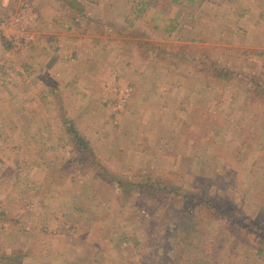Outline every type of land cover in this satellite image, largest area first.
I'll list each match as a JSON object with an SVG mask.
<instances>
[{
	"label": "rangeland",
	"instance_id": "1",
	"mask_svg": "<svg viewBox=\"0 0 264 264\" xmlns=\"http://www.w3.org/2000/svg\"><path fill=\"white\" fill-rule=\"evenodd\" d=\"M71 1L0 0V252H26L15 264H92L98 250L99 264H144L133 240L173 228L165 205L78 169L67 119L109 172L151 166L183 191L205 187L261 233L264 108L250 89L264 87V0H151L140 17L138 0H77L87 18L69 31ZM174 19L185 26L169 36ZM221 67L230 82L213 77ZM259 245L240 235L233 259L264 264Z\"/></svg>",
	"mask_w": 264,
	"mask_h": 264
},
{
	"label": "trees",
	"instance_id": "2",
	"mask_svg": "<svg viewBox=\"0 0 264 264\" xmlns=\"http://www.w3.org/2000/svg\"><path fill=\"white\" fill-rule=\"evenodd\" d=\"M76 1L72 0L70 5L78 10L79 15L65 16L70 23H60L69 31L75 27H80L83 20L87 18L83 5L78 3L80 6H76ZM138 1V5L140 4L141 7L136 9L135 13L140 17L144 10L152 5V1ZM171 1L177 3L180 0ZM196 1L187 0L189 3H196ZM244 15L245 13H240V17ZM184 26L185 24L180 20L174 19L165 28V31L171 36L177 27L181 30ZM4 39L3 37V41ZM190 40H194V37H190ZM211 73L219 82H230L234 77L233 71L224 67L215 69ZM250 92L252 93V100L264 108V87L257 83L254 78ZM66 123L68 124L67 132L72 134V139L76 142L78 150L74 164L81 172H89L99 168L119 188L128 190L143 199L165 205L162 216L173 224V228L169 232L166 230L165 233L156 234L154 238L152 235V239L145 242L133 240L132 256L134 258L140 253L144 264H162L160 255L170 246L171 249L176 248L179 251L171 264H238L233 259L235 257L234 252L239 242V236L245 234L254 235L257 242L260 243L256 250L257 256H260L264 251V225H258L257 229L261 226V230H263L258 233L248 223L235 219L227 210L222 211L215 203V198L208 194L205 187L197 192L183 191L180 185L169 182L160 170L151 166L138 169L130 177H122L109 172L101 164L90 141L75 128L74 122L67 119ZM174 198L184 200L185 205L169 206ZM192 202L199 205L198 211L188 209ZM127 241L130 242L131 238ZM101 242L98 243V246H106L103 240ZM26 255L23 250L1 251L0 264H15L16 261L22 260Z\"/></svg>",
	"mask_w": 264,
	"mask_h": 264
},
{
	"label": "crops",
	"instance_id": "3",
	"mask_svg": "<svg viewBox=\"0 0 264 264\" xmlns=\"http://www.w3.org/2000/svg\"><path fill=\"white\" fill-rule=\"evenodd\" d=\"M74 208H75V209L82 210L81 208H78L77 206H76V207L74 206ZM87 220H88V219H86V221H87ZM91 220H92V219H91ZM82 235H83V236H82ZM80 236H81V237H80L81 240H82L84 243H88V242H90V239L87 238L85 234H81ZM98 240H99V237H98ZM33 242H34V241H33ZM98 242H99V241H98ZM98 242H96V245H95L96 248L98 247ZM29 245H31V244H29ZM38 245H39V244H38ZM31 246H32V245H31ZM41 246H42V250H44V252H43L44 257H47V255H49L48 250L46 249V247H45L44 244L41 245ZM33 248L36 250V249H37V246L34 245ZM97 250H98V248H97ZM30 251H32V250L30 249ZM33 252H34V251H33ZM39 252H40V251H38L37 254H36V253H32L33 255L30 253V254H29V257H30V255H31V256L36 255L35 257H38V255H41V254H39ZM60 254H61V253L58 254V255H59V259L61 258V257H60ZM100 254H102V251H99V250H98V251H95V254H94L93 256H94V257H97V260H93V261H92V264H99V255H100ZM30 259H33V260H31V261H33V263H35V261L38 260L37 258H34V257H30L29 260H30ZM45 259H46V258H45ZM82 259H83V260H84V259L86 260L87 257L85 258V255H82ZM44 262L46 263L45 260H44ZM47 263L52 264L51 261H48Z\"/></svg>",
	"mask_w": 264,
	"mask_h": 264
}]
</instances>
